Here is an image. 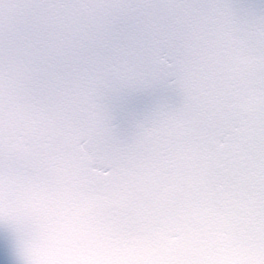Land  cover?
Returning <instances> with one entry per match:
<instances>
[{"label": "snow or ice", "instance_id": "1", "mask_svg": "<svg viewBox=\"0 0 264 264\" xmlns=\"http://www.w3.org/2000/svg\"><path fill=\"white\" fill-rule=\"evenodd\" d=\"M0 264H264V0H0Z\"/></svg>", "mask_w": 264, "mask_h": 264}]
</instances>
